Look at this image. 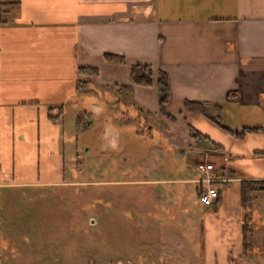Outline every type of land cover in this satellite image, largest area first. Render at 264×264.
<instances>
[{
    "label": "crops",
    "instance_id": "obj_1",
    "mask_svg": "<svg viewBox=\"0 0 264 264\" xmlns=\"http://www.w3.org/2000/svg\"><path fill=\"white\" fill-rule=\"evenodd\" d=\"M134 65L151 67L152 85L132 82ZM160 71L169 88L166 115L158 106ZM185 100L218 107L221 126L187 112ZM123 103L161 123L145 131L157 130L152 165L157 150L163 175L183 163L180 179L164 181L194 182L200 196L196 165L212 160L224 180L215 183L216 202L201 204L206 242L225 243L216 223L238 237L250 219L242 216L240 182L264 181V130H250L264 128V0H0V204L72 181L79 146L87 144L79 135L89 128H100L103 154L115 152L131 127L111 121ZM81 114L97 123L83 125ZM208 251L219 253L207 257L212 264H225L224 247Z\"/></svg>",
    "mask_w": 264,
    "mask_h": 264
},
{
    "label": "rangeland",
    "instance_id": "obj_2",
    "mask_svg": "<svg viewBox=\"0 0 264 264\" xmlns=\"http://www.w3.org/2000/svg\"><path fill=\"white\" fill-rule=\"evenodd\" d=\"M125 105L121 115L111 111V121L131 125L124 126L128 140L115 152L103 154L100 128H89L79 135L87 144L79 146L75 176L67 185L7 201L1 197V264H212L207 257L219 253L208 249L219 247L226 250L225 264H264V193L252 195L247 245L241 225L238 237L231 238L216 223L217 238L225 243L208 246L196 183L164 181L180 179L183 163L172 164V174L163 175L157 150L152 165L157 130L145 131L147 124L161 123L147 114L137 117ZM81 116L85 126L97 123L93 115Z\"/></svg>",
    "mask_w": 264,
    "mask_h": 264
},
{
    "label": "trees",
    "instance_id": "obj_3",
    "mask_svg": "<svg viewBox=\"0 0 264 264\" xmlns=\"http://www.w3.org/2000/svg\"><path fill=\"white\" fill-rule=\"evenodd\" d=\"M104 59L107 62L115 63V64H123L124 58L121 56H117L114 54H104ZM79 71H85L89 74H94V70L90 69H81ZM130 78L132 82L139 86H150L153 83L152 78V69L150 66L147 65H134L130 69ZM157 91H158V106H159V113L161 115H166L164 111V106L169 100V88L167 77L164 72H158L157 80ZM184 108L189 113H198L215 124L221 126V113L218 107L214 108V112L209 111L206 104L203 102H194L185 100L183 102ZM57 114L62 112V107L56 108ZM79 120V117H78ZM250 130H264V128H251ZM190 133L192 134V130L190 129ZM195 135V134H194ZM264 156V152L262 153ZM264 190V181H253V180H243L240 182V204L242 210V216L244 219L247 217L248 208L250 205V198L253 192ZM242 233L245 236V244L247 245L246 235H247V226L246 223H242Z\"/></svg>",
    "mask_w": 264,
    "mask_h": 264
},
{
    "label": "built area",
    "instance_id": "obj_4",
    "mask_svg": "<svg viewBox=\"0 0 264 264\" xmlns=\"http://www.w3.org/2000/svg\"><path fill=\"white\" fill-rule=\"evenodd\" d=\"M196 169L201 175L198 182L203 185L200 194L201 204L208 208L218 199V188L215 183L224 179L218 178L214 173V164L211 162H201L196 165Z\"/></svg>",
    "mask_w": 264,
    "mask_h": 264
}]
</instances>
